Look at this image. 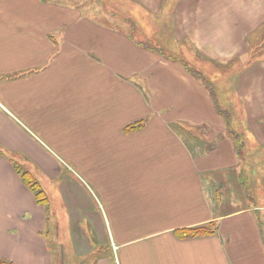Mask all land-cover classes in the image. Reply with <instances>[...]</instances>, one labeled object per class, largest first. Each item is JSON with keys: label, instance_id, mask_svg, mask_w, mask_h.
<instances>
[{"label": "crops", "instance_id": "obj_1", "mask_svg": "<svg viewBox=\"0 0 264 264\" xmlns=\"http://www.w3.org/2000/svg\"><path fill=\"white\" fill-rule=\"evenodd\" d=\"M124 1L132 20L0 0V264H54V193L83 222L85 263L95 243L91 264H264V0ZM142 16L228 81L229 117L203 75L135 35Z\"/></svg>", "mask_w": 264, "mask_h": 264}, {"label": "rangeland", "instance_id": "obj_2", "mask_svg": "<svg viewBox=\"0 0 264 264\" xmlns=\"http://www.w3.org/2000/svg\"><path fill=\"white\" fill-rule=\"evenodd\" d=\"M60 1V0H59ZM84 0H66L70 3H78ZM89 1V0H86ZM96 7L100 14H117L122 15L125 18L131 19L129 16L132 13L134 7L131 3L124 0H96ZM126 8V9H124ZM131 12V13H130ZM132 20V19H131ZM136 24L135 26V35L139 38L146 39L144 42L150 44L154 47L157 46L158 51H161L165 56L176 57L183 60V62L189 65V68L196 73L203 75L202 81L205 85L213 92L215 95V101L217 103L218 109L221 110V113L228 115L226 112L228 108V97L226 93H231L232 86L229 87L226 91H223L228 86L227 80H215L207 72L203 70L210 69L211 67L201 61V57L195 53V51L188 45L184 43L176 44L171 41L170 33L168 32V25L160 20V18H150L148 16H142L140 21L138 19L133 20ZM173 53V54H172ZM211 74V72H209ZM229 82H232V76H229ZM218 86V87H217ZM219 88L221 90H219ZM232 118V115H230ZM144 120L145 119H141ZM238 120V119H237ZM236 120V121H237ZM140 121V120H138ZM136 121V122H138ZM235 121V122H236ZM230 120V125H236ZM135 123V122H134ZM144 123V122H143ZM133 124V123H132ZM142 126V125H141ZM139 126V127H141ZM137 127V128H139ZM135 128V129H137ZM132 130V129H131ZM69 173L66 174V176ZM61 179H57V182H60ZM55 185V183H54ZM54 190L55 186H54ZM55 197L53 200L48 201L50 207L54 205L56 209H49L47 212V222L45 223V234L48 238V247L53 254L54 264H91L90 259H93L95 255L100 252V248L97 244H93V251L90 253L87 263H85V257L76 253L75 249L82 247V240L79 238L82 237V233L77 231L78 228L83 231V222L80 225L70 226L68 224V211L64 208L62 195L58 193L52 194ZM75 215V214H74ZM58 224V225H55ZM77 232V234H76ZM79 235V236H78ZM1 264H7L3 262Z\"/></svg>", "mask_w": 264, "mask_h": 264}, {"label": "trees", "instance_id": "obj_3", "mask_svg": "<svg viewBox=\"0 0 264 264\" xmlns=\"http://www.w3.org/2000/svg\"><path fill=\"white\" fill-rule=\"evenodd\" d=\"M217 109H218V106H217ZM218 110L221 112L220 109H218ZM223 115L226 116V114H223ZM143 122H144V120H140L138 122H135L133 124L128 125L125 129L126 130L135 129V128L141 126L143 124ZM17 168L20 171L23 180L34 191L37 199L39 201H46V199H47L46 193L43 191V189L41 188L39 183L36 181L35 177L30 172L23 171L22 169H20V167L18 165H17ZM211 225H214V223H211ZM212 231H213V229H211L210 227L201 226V227L189 228V230L184 232V235H196V234L209 233Z\"/></svg>", "mask_w": 264, "mask_h": 264}]
</instances>
